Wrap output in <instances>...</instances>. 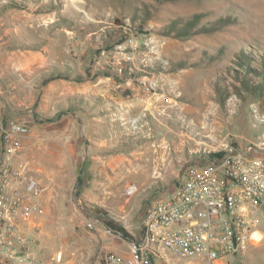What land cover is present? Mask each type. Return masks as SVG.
I'll use <instances>...</instances> for the list:
<instances>
[{
  "label": "rangeland",
  "instance_id": "1",
  "mask_svg": "<svg viewBox=\"0 0 264 264\" xmlns=\"http://www.w3.org/2000/svg\"><path fill=\"white\" fill-rule=\"evenodd\" d=\"M196 14L208 29L175 36ZM54 73L67 87L48 90ZM0 81L42 187V212L1 229L0 264H128L94 209L139 237L191 164L264 146V0H0ZM230 264H264V240Z\"/></svg>",
  "mask_w": 264,
  "mask_h": 264
},
{
  "label": "built area",
  "instance_id": "2",
  "mask_svg": "<svg viewBox=\"0 0 264 264\" xmlns=\"http://www.w3.org/2000/svg\"><path fill=\"white\" fill-rule=\"evenodd\" d=\"M31 132L15 112L0 111V234L42 212V187L23 156ZM175 183L146 208L139 237L129 241L128 264H230L231 256L264 240V146L227 145L219 156L191 164ZM120 262L106 257L107 264Z\"/></svg>",
  "mask_w": 264,
  "mask_h": 264
},
{
  "label": "trees",
  "instance_id": "3",
  "mask_svg": "<svg viewBox=\"0 0 264 264\" xmlns=\"http://www.w3.org/2000/svg\"><path fill=\"white\" fill-rule=\"evenodd\" d=\"M156 1H158V2H164V1H172V0H156ZM230 20H232V18L229 16L224 21H230ZM200 21H201L200 15L199 14H196V16H194L192 19L187 20L184 24H182L181 26H179L177 28V31L174 33V35L177 36V37H183V36L188 35L192 30H195L193 27L196 26ZM174 24H173L174 26L178 25L176 22ZM207 24L208 23H203L202 26H196V27H198L196 30L208 29ZM168 27H170V25ZM165 33L170 34V33H173V32H171L170 30H168V32H165ZM240 65H242V67H244V68H247L248 70H252L253 69L250 62H241ZM62 77H64V76H62L61 74L54 73V74H50L46 78L45 81L46 82H49V81H51L53 79L62 78ZM253 89H255V87ZM60 115L61 114H59V116ZM220 154L221 153H213L212 157L219 156ZM81 182H82V179H81V177H79L78 178V182H77L78 183L77 184L78 188L81 185ZM99 209H94V211L98 215H100V218L102 219V221L105 224H107L114 232H116L117 234L122 235L128 241L134 239L133 236L128 233V231L124 228L123 225L118 224L115 221L107 218L108 213L105 210L101 209V208H99Z\"/></svg>",
  "mask_w": 264,
  "mask_h": 264
},
{
  "label": "crops",
  "instance_id": "4",
  "mask_svg": "<svg viewBox=\"0 0 264 264\" xmlns=\"http://www.w3.org/2000/svg\"><path fill=\"white\" fill-rule=\"evenodd\" d=\"M1 82V81H0ZM61 84H64V86H66L67 87V85H66V82H61L60 80H56V79H53V80H51V81H49L48 82V84H47V88H48V90H54L58 85H61ZM69 84H70V82H69ZM1 86H3V85H1ZM1 86H0V111L2 112V113H7V114H13L14 112L12 111L13 109H12V107L9 105V100L8 99H10L9 98V94L8 93H6L5 92V90L4 89H2L1 88ZM4 87V86H3ZM68 88H69V91H72V93L73 92H75V89H73V88H76V86H69L68 85ZM30 137V135H28V136H26L25 137V139H24V143L26 142V140H27V138H29ZM25 145V144H24ZM25 147V146H24ZM85 151H86V156H88L89 154H90V151L88 150V149H86L85 148ZM23 156H24V158L26 159V156H25V151H24V154H23ZM89 157V156H88ZM87 157V158H88ZM26 161H27V163H28V160L26 159ZM86 171H87V169H86ZM85 169L83 170V172L81 173V175L82 176H84L85 175ZM87 175V174H86ZM39 200H40V197H39ZM129 246V245H128Z\"/></svg>",
  "mask_w": 264,
  "mask_h": 264
},
{
  "label": "bare ground",
  "instance_id": "5",
  "mask_svg": "<svg viewBox=\"0 0 264 264\" xmlns=\"http://www.w3.org/2000/svg\"><path fill=\"white\" fill-rule=\"evenodd\" d=\"M132 161V160H131Z\"/></svg>",
  "mask_w": 264,
  "mask_h": 264
}]
</instances>
